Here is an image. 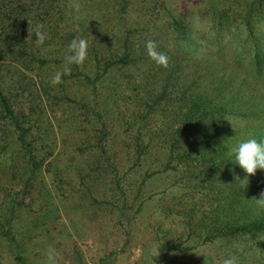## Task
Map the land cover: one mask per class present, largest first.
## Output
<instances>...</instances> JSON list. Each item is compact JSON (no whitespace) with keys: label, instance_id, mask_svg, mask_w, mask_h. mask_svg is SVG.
Wrapping results in <instances>:
<instances>
[{"label":"rangeland","instance_id":"1","mask_svg":"<svg viewBox=\"0 0 264 264\" xmlns=\"http://www.w3.org/2000/svg\"><path fill=\"white\" fill-rule=\"evenodd\" d=\"M112 2L61 0L69 9L78 3L82 20L93 25L84 37L89 47L96 38L95 46L105 48L115 38L120 15H111ZM182 5L185 9L186 4ZM131 17L122 16L127 21L126 37L139 30ZM211 24L207 21L199 27L207 29ZM45 26L49 33V25ZM230 32L233 48L240 41L235 29ZM176 40L179 51L197 54L194 46ZM206 49L207 57L217 58L213 47ZM60 58L41 71L38 65L31 66L29 56L25 59L28 68L20 67L14 61L22 62L21 57L0 50L2 94L27 129V141L40 165L35 173L27 172V157L0 112V264H219L232 256L237 264H257L260 256H255V249L245 254L238 238L203 241L225 224L227 211L216 209L225 198L220 197L218 184L213 191L216 180L203 174L206 169L192 160L186 161L189 165H179L177 171L165 167L169 157L164 147L177 137L170 132L136 137L120 125L119 117L136 112L147 95L139 92L137 100L121 101L118 108L103 101L105 95L94 105L92 89L83 79L85 74L92 77L87 67H71L62 83H51L64 69ZM217 64L211 62L212 67ZM195 66L190 65L186 74L207 68L205 62ZM150 85L147 89L154 95ZM163 108L154 117V126L159 122L161 129L171 112L170 106ZM173 120L176 130L179 114ZM236 121L244 125L241 119ZM230 139L234 144L240 141L236 136ZM248 139L264 143L257 135L244 138ZM179 141L173 144L178 154L183 149L180 143H187V138L179 136ZM257 179L262 182L264 172ZM177 243L180 249H167ZM49 250L54 253L51 260Z\"/></svg>","mask_w":264,"mask_h":264},{"label":"trees","instance_id":"2","mask_svg":"<svg viewBox=\"0 0 264 264\" xmlns=\"http://www.w3.org/2000/svg\"><path fill=\"white\" fill-rule=\"evenodd\" d=\"M182 4H186L185 9ZM111 10V15L132 14V22L139 30L126 37L127 21L119 15L110 46L97 47L94 38L82 65L92 73V77L85 74L83 79L92 89L94 105L105 95L103 101L117 108L121 101L137 100L139 92L143 97L147 95L136 112L119 117L120 125L126 126L127 134L136 137L156 136L160 132L174 134L177 140L170 139L169 147H164L169 157L165 167L177 171L179 165H189L191 162L186 161L192 160L206 169L203 174L216 180L213 191L218 184L221 194L216 196L225 198L216 207L227 211L225 224L216 227L203 241L238 238L245 254L257 250L253 253L260 258L255 261L262 264L264 208L252 199H259L264 192V180L257 179L264 170L257 169L245 185L241 181L246 173L233 163L234 157L228 153L233 146L245 142L244 138L255 135L264 138V0H113ZM82 12L80 8L65 7L61 0H0V50L21 57L24 63L14 61L20 67L28 68L25 59L29 56L31 66L47 70L51 62H59L57 58L64 59L74 38H84L93 29V25L82 20ZM207 21L212 22L211 26L200 29L199 24ZM45 23L49 25L50 31L46 33L49 39L38 45L35 31L42 24L41 31L46 32ZM234 29L240 43L236 42L232 48L234 41L228 35ZM176 38L194 46L197 54L179 51ZM149 40L157 44L158 52L167 56L168 69L147 55L145 43ZM212 47L217 58L207 57L210 53L205 49ZM212 61L219 63L214 66L219 69H213ZM197 62H205L207 68L186 74L189 66ZM246 66L249 67L244 72ZM149 85L154 95L147 89ZM166 105L171 112L164 118L165 126L161 129L159 122L154 126V117ZM0 112L12 127L15 143L21 145L27 157V172L35 173L40 165L27 141V129L14 116L1 88ZM177 114L180 125L175 130L172 122ZM235 118L241 121L247 118L248 122L241 125ZM179 136L187 138V143H180L183 149L178 154L173 144L181 142ZM235 136L240 138L236 144L230 139ZM191 153L195 157H190ZM176 158L179 160L171 166ZM180 248L177 243L167 249Z\"/></svg>","mask_w":264,"mask_h":264},{"label":"clouds","instance_id":"3","mask_svg":"<svg viewBox=\"0 0 264 264\" xmlns=\"http://www.w3.org/2000/svg\"><path fill=\"white\" fill-rule=\"evenodd\" d=\"M73 8L79 10V4L73 3ZM43 25H39V28L35 31L36 43L38 45H43L47 39L45 32L41 31ZM88 41L84 38L73 39L68 45L67 54L64 57L65 66L62 72H57L51 80L53 85H59L62 83V76L71 73L72 65H83L84 61L87 59L88 52ZM145 49L149 58H151L158 65L167 67L168 58L161 52L157 51V44L149 40L145 43ZM228 155L234 157V164H237L245 173L246 177L241 183L247 185V177L253 176L257 169L264 170V143L258 142L256 139H248L245 142H241L233 146ZM256 204L264 208V192L259 196V199L253 198ZM54 256V253L49 250V260ZM219 264H237V259L235 256L225 258Z\"/></svg>","mask_w":264,"mask_h":264}]
</instances>
